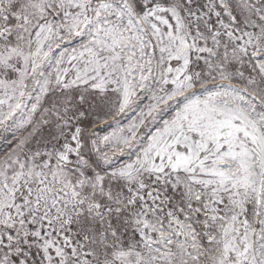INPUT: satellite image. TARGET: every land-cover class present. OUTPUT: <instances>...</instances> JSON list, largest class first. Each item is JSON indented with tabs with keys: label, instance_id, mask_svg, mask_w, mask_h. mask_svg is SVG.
<instances>
[{
	"label": "snow or ice",
	"instance_id": "6c2138e0",
	"mask_svg": "<svg viewBox=\"0 0 264 264\" xmlns=\"http://www.w3.org/2000/svg\"><path fill=\"white\" fill-rule=\"evenodd\" d=\"M0 264H264V0H0Z\"/></svg>",
	"mask_w": 264,
	"mask_h": 264
}]
</instances>
